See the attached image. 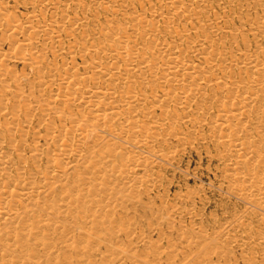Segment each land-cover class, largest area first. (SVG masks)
Instances as JSON below:
<instances>
[{
	"label": "bare ground",
	"instance_id": "bare-ground-1",
	"mask_svg": "<svg viewBox=\"0 0 264 264\" xmlns=\"http://www.w3.org/2000/svg\"><path fill=\"white\" fill-rule=\"evenodd\" d=\"M86 1L72 4L79 19L60 17L68 37L87 40L48 45L63 31L44 15L58 0H0V255H25L27 221L106 146L131 149L120 154L124 185L150 193L153 168L176 160L170 145L185 149L205 129L228 167L224 189L264 226V0ZM18 5L30 11L17 17ZM89 16L104 22L89 28Z\"/></svg>",
	"mask_w": 264,
	"mask_h": 264
},
{
	"label": "rangeland",
	"instance_id": "rangeland-1",
	"mask_svg": "<svg viewBox=\"0 0 264 264\" xmlns=\"http://www.w3.org/2000/svg\"><path fill=\"white\" fill-rule=\"evenodd\" d=\"M80 1L87 3L86 0ZM58 2L59 5L53 6L57 7L55 10L57 13L52 14L49 6L44 15L46 21L53 20L57 24L62 21L63 31L61 30L59 36L52 40L53 43L51 41L48 45L54 42V45L64 44L65 41L80 44L83 40H87V38L81 39V30L75 31L76 33L72 31L71 37H68L65 31L68 29L69 21L60 17L64 10L68 12L70 18L81 17L79 10L73 8L72 4L75 0H58ZM11 6L9 3V7ZM9 10L17 17H21L29 12L30 8L29 5H18L15 9L9 8ZM98 18L89 16V28L103 24V17ZM40 20L39 17L37 21ZM46 55V58H51L50 54ZM66 63L67 67L70 66V59ZM7 66L15 68L18 74L22 71L20 77L28 72L20 63L10 62ZM80 72L83 70L81 69ZM180 130L186 133L188 128L181 124L176 131L180 132ZM207 134V129L202 131L201 137L195 134L193 145H188L185 149L182 146L170 145L172 149L176 147L178 150L174 155L176 160L172 167L153 168L152 177H158V180L156 179L155 182L157 185L151 188L152 191L149 189L150 193L124 185L122 174L124 161L120 154L131 149L121 146L115 151L109 145L106 146L101 159L93 158L88 165H77L76 174L65 181V190H63L65 192L60 191L61 193L55 195L54 201L56 198L57 200L53 204L43 207L45 216L41 211L32 215L31 222L27 221L22 234L23 237L25 236L23 240L26 241L27 246L25 255L20 253L0 255V264H264V226L257 221L246 202L234 198L224 189L221 172H226L228 167L215 159L214 144L207 139ZM202 137L207 139L205 143L201 140ZM106 140L104 138L102 142ZM68 186L70 189H67ZM130 189L132 191H129ZM72 191L77 192L75 194ZM52 216L56 218L52 219ZM39 218L40 220H37ZM39 222L40 225L37 226ZM93 223L97 225L94 226ZM22 227L17 228L21 231L24 229ZM90 242L92 245L89 244Z\"/></svg>",
	"mask_w": 264,
	"mask_h": 264
}]
</instances>
